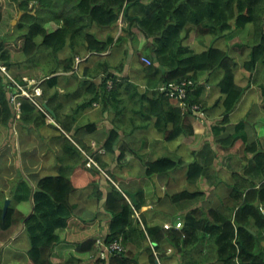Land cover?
Masks as SVG:
<instances>
[{
  "label": "trees",
  "instance_id": "obj_1",
  "mask_svg": "<svg viewBox=\"0 0 264 264\" xmlns=\"http://www.w3.org/2000/svg\"><path fill=\"white\" fill-rule=\"evenodd\" d=\"M32 1L35 2V5L29 6ZM141 1L27 0L26 2L20 4L22 0H12V3L15 4V2H17L18 4V7L16 8L17 11L18 8L20 10H27L29 7H35L37 9V14L35 16L25 14L21 22L18 23L16 30L19 31L20 38L23 39V55L26 58L25 65L27 69L31 70L36 68L33 67L34 64H30V61L34 59L38 53L48 54V60L52 67L48 69L47 75L41 82L43 95L39 98H36V100L41 105L43 103H47L49 108L54 111V115L48 114L50 118L55 120L58 126L61 127L59 129L57 126H54V128H56L63 137L61 154L57 156V164L59 165L58 173L49 175L38 181V187L34 192L35 211L33 215L25 222L26 232L29 235L31 242V249L29 251L30 260L27 264H58L55 261L56 258H60L61 260L71 259L74 261V264H122L121 262H125L124 264H138L137 254L140 250L145 248L146 245L150 248L153 254L152 264H156V254L158 259L161 258L160 260L163 261V259H165V253L168 252L169 248L173 249V254L171 256L172 258L176 260V258L180 257V262L178 264H194V262H199L197 254H195L196 250L203 252L204 248L200 250V246L205 244H208L210 247L214 248V257L218 261V264H235V262L236 264H264V254L262 257V252L264 253V242L261 240L264 233V213L261 210V206L264 208V135L258 139L260 142L256 141L253 143H248L239 135L240 129L243 128H241V126H237V134L235 135L238 136V138H236L234 135L235 137L230 136L227 138V140L225 139L226 142L229 141L227 144H225L224 140L220 142L224 148L229 149L234 148L235 146H240L242 144V139L245 149L244 154L248 160V163L247 165H244L246 167H243L242 164V167L239 171H234L232 176L234 181H232L231 184V199L226 201L225 206L223 205L219 209L210 208L207 211L202 210V207L192 209L191 212L186 214L182 229H176L175 227L166 229L165 223L162 224L159 222L155 223L156 225L158 224V227L154 223L149 224L147 221H145V219H142V214L140 212L142 208L146 206L147 200L156 196L155 184L154 181H152L153 176L159 173L169 174L171 171H174L178 167L182 166L184 162L183 160H176L171 157H162V159L159 158L154 161H144L139 153V151L143 149L141 146L136 148L133 143L121 140V134L119 133L117 126L114 127L112 131L110 130L107 134L106 142L102 144V147L106 150L107 154L114 157L113 159L119 163L122 168L129 166L134 161V159L141 158V160H143V168L145 169L147 183L145 188L143 187L130 190L136 196V202H134L130 196L125 194L126 188L123 184H121L123 189L121 185L116 186L114 184L115 182L117 183V179H114L116 176L114 174L113 176L112 173L107 172L109 174L108 175L105 172L107 164L102 161V155H94L91 147H88L87 144L78 138V134L81 130L85 129L88 133H91L98 128L97 123L95 122H89L82 126L79 125L76 120V116L83 110L87 109L88 106H91L94 102L102 103L103 112L108 110H111L110 112H112V110H116V114L123 113V111H121L120 108L116 106L118 103H124L123 93L121 94L122 89H136V94L140 95L142 104L147 102L148 108H151V114L154 116L156 115L157 117H164L165 115L162 111L164 110L165 105L170 101H174V99L166 96L159 90H154L148 94H145V91H149V88L156 87V85L153 84L152 86H149L151 83L149 84L148 82L146 90L144 89L145 91H141L140 86H136L135 83H133V85L131 81H128V79H122L118 77L117 74H113L107 70V68L110 69V65L107 61L99 62L94 71L87 70L84 72V74L91 79L80 80L74 67L76 58L78 56L85 57L90 53H97L99 56H101L102 54L108 52L114 43V37L112 36L110 37L111 39L109 38L110 41L113 40L111 42L109 41L110 43L108 42L109 39L107 41L98 40L96 35L94 33L92 34V32L89 30L91 24L95 23L100 27L117 28L120 26V20L123 17V28L121 27L122 34L120 35L121 37H119L120 40H118L119 38L117 39L118 45L123 44V42H127L128 39H132V41H134L135 38H137L136 33H134V29L137 28L146 39V45L143 47V52L148 58L150 57L149 59L152 61V64L145 66V68L151 75H154L155 73L160 75V79L158 80L159 85L168 83L177 84V82L180 84L183 82V80H193L196 84L195 89L197 86L201 88L196 90L193 87L189 88L188 94L190 96L189 98H186V102L187 104L189 103L190 106L191 103H194L192 105L197 103L198 105H202L201 107L203 110L205 109L203 101L200 100L201 94L203 93V88L199 86V84L201 81L206 83L209 81L210 84L213 80L214 74L216 72H221L222 77L218 82V86L225 95L223 101L225 114L221 124L224 126L230 123V114L236 109V106L242 98L241 96L244 95L247 88L237 84L236 82H233L236 81L234 72H236L235 69L238 68L239 63L236 61L237 59L235 57L232 55L230 56L229 52L216 47V41L222 39L226 35L231 36L234 30L245 31L247 29L246 27L251 25L252 27H250V32L253 33L254 38L250 41V43L246 44L244 42L245 44L241 45L235 42L233 45L237 47L241 45V47H239L241 49L242 47H250L249 54L252 53L253 55L251 56L254 57V59L248 55V59L243 63V68H246L248 71L250 70L251 73L254 70H257L254 76L249 78L250 82H253L254 79H251L253 77L257 78V72H261L262 68H264V0H160V3L157 6L148 8L145 13L142 14L141 12L137 15V13H135V7L140 5ZM66 5H69L68 11L65 10ZM5 10V0H0V27L4 21V17L7 19V16L4 14ZM9 14L12 15L11 12H9ZM16 14L17 13L15 12V15ZM51 21L58 23L60 28L54 32H48L44 24ZM89 22L91 23L89 24ZM76 23L80 24L79 27H77L78 24L76 25ZM10 24H12V21H10ZM189 27L192 29L199 28V34L203 33L201 34L202 36L210 34L209 36H211L212 41L208 49L201 53H195L189 46L185 45L186 40L190 38L193 31ZM80 32H83V35L80 34ZM76 40L78 41V44ZM74 44L76 46H74ZM133 47L135 46L133 45ZM87 48L89 50H87ZM65 50H70L72 52L69 53L67 57L68 59L65 58L64 60H61L59 55ZM15 58L16 56L14 55L11 46L8 45L5 38L0 36V148L10 143V140L14 138L15 122L20 124L21 128H29L27 126H30L31 128H29V130L39 129L50 124L49 117H47V115L44 114L33 101L23 97L20 99L22 103L20 111L21 118L17 120L14 108L10 102V93L12 92L14 85L9 81L7 74L2 71V68H5L7 72H11L12 68L16 65L20 67L19 70H22L23 67L21 66V63H19V61H15ZM100 63L101 65H99ZM247 65L249 67H247ZM232 66H234V68H232ZM250 67L252 69H250ZM122 69L123 64L118 67V70ZM99 70L100 72H98ZM103 70L109 73H106ZM67 73H71L72 77L78 81L79 88L74 92L70 91L68 93L62 94V81L65 79L64 76ZM101 74L103 75L101 76ZM99 75L101 77V83L97 84L93 81V78L97 79ZM22 78L23 77L21 75L17 77L21 83L24 82ZM108 79L112 80L113 82L115 81L110 91L108 90ZM150 81H152V79H150ZM121 82L124 83L122 84ZM67 83L69 84V80H67ZM117 86H119V90L115 88ZM81 89H85V91L90 95L89 99H85L86 102L82 105H78V107L73 112H66L65 110L67 103L72 98L85 96V94L77 92ZM190 89H194L196 94H194ZM231 89L233 91H231ZM234 91H240L241 93L238 92L239 94H235ZM231 92L233 94H230ZM232 95H235V98ZM192 96L195 98V100ZM257 97L259 99L261 108L264 109V83L257 87ZM228 98H234L232 99L233 102L232 100L230 102ZM235 99L237 100L235 101ZM149 102H151L152 105H149ZM227 103H229V105ZM230 104H232L233 108L230 106ZM226 105L230 106L231 108ZM160 106H162V110H157V108ZM110 107H112V109H110ZM169 108L171 109L170 115L173 117L174 126L171 129L169 128V123L165 116V121L167 124L164 129V133L168 134V140H175L181 135L187 134V131H192V129H188L185 123L186 115L182 113L181 109L176 107ZM63 131L65 133H63ZM193 134L194 132L192 135ZM199 136L200 135H197L196 142L192 147L195 156H197V159L195 158L197 162L194 161V163L189 164L188 170L189 179L195 184L201 180L204 182V177L206 176L204 172L206 171L205 167L202 166L198 161V154L202 146L201 143L204 140L203 135L200 138ZM231 137L233 138L229 139ZM232 140L234 142L229 145ZM236 143L237 145H235ZM83 152H85L87 155H85ZM88 156L92 157L96 161L97 165L94 163L89 164L90 160ZM253 156L254 160L252 159ZM228 159L230 158H226V160ZM240 163H242V161ZM242 168L245 170L244 175H241L240 173ZM106 176H109L114 180H109ZM102 178H105V180L109 182V187L111 188H109L105 198H103L104 194L99 184V181H101ZM235 184L236 186H234ZM207 185L204 182V185H200L198 191H184L175 194L172 197L170 196V200L173 203L180 202V200L185 201L187 199H195L199 201L202 196H205L210 191V187ZM23 186H25L27 192H32L27 183ZM88 187L95 188L94 196L99 202L102 200V198L105 199L104 209L111 220L107 237H105L106 242L111 244L118 239V242L121 243L124 249L121 253L110 255L112 259L109 257V261L103 259V262H101V258L92 262L88 261L91 259L92 255L95 256L97 252L96 239H94V236L100 229L102 221H99L98 218L85 220L83 218L76 217L74 213L76 207L70 202V197L74 192ZM199 191L200 193H198ZM24 199L25 197H19V200ZM3 200L0 196V228L7 230L12 225L14 207H9L7 214L3 219V209L6 201L4 200L3 203ZM229 210L232 213H228ZM137 213L140 214L139 217L137 216ZM133 227H135L134 229L136 230H134ZM146 227L151 228V230H148ZM184 227L186 228L184 229ZM250 229H252L253 232H251ZM151 231H153L154 234L150 233ZM197 232H200L199 234H201V236ZM259 232H261L262 235ZM206 234H208V237ZM204 235L205 237H203ZM215 235H218V237H215L217 240L214 238ZM259 237L261 239H258ZM200 238L201 241L199 240ZM235 240L239 241H236L235 244ZM255 240L256 243H254ZM240 244L243 245L241 246ZM154 245H157L155 249ZM236 245L239 246V252ZM134 249H137V251H134ZM159 249L162 250L160 251ZM254 249L257 251L253 252ZM249 250L250 253L247 252ZM1 252L2 247L0 245V263L2 260ZM90 253H92V255ZM128 257L130 259L127 260ZM116 258L121 259V262H119L118 259L116 260Z\"/></svg>",
  "mask_w": 264,
  "mask_h": 264
},
{
  "label": "crops",
  "instance_id": "obj_2",
  "mask_svg": "<svg viewBox=\"0 0 264 264\" xmlns=\"http://www.w3.org/2000/svg\"><path fill=\"white\" fill-rule=\"evenodd\" d=\"M10 1H11V3H7L5 1V4L7 7L10 4H12V0H9L8 2H10ZM159 3H160V0H142L141 4L135 7L136 8L135 13H137V15H138L142 12V14H143L148 10V8H151V7L153 8V7L157 6ZM65 10L66 11L69 10V5L65 6ZM19 15H20V11L18 10V13L15 16V17H17V20H16L17 23H20L22 20L21 18L20 19L18 18ZM13 20H15V19H13ZM13 20H12V24L14 22ZM62 24H63V22H62ZM54 25H55V27H54ZM93 25H95L97 28L95 30V32L92 31V28H91ZM121 26H123V17L120 20V29H121ZM16 27H15V29H16ZM91 27L89 30L94 34L96 33L95 35H96V37H98V39H101V41H107L109 39L108 36H112V37H114V43L111 46L112 48H110L107 53H104L101 56H94L90 60L91 63H89V66H88V64L85 65L82 74L81 73L79 74L80 80L91 79L90 77L85 78L87 76L84 74V72L89 70V69L91 71H94V69H96L97 64L99 62L107 60V62L109 63V61H110V64H111V65L109 64L110 65L109 71L117 74V76L120 78H122L124 76L126 79H128V81H131L132 83L139 85L141 91L146 90V86L148 85V82L153 83V84L156 82V84H155L156 87L149 88L150 90L145 91V94H148V93H150L156 89L158 90V86L161 85V84L159 85V83H158V80L160 79L159 78L160 75L157 73H155L154 75H151L145 68V66H147V64H145L141 61L142 56H147L146 54L143 53V48H142L146 45V42H144L146 39H145L144 35L137 28L134 29V33H136L137 38L134 41L128 39V41L126 43H123L119 46L117 44V39L122 34V29L120 30V29H118V27L117 28L100 27L95 23L92 24ZM45 28L48 32H54L55 30L60 28V26L58 25V23L51 21V22H48L45 24ZM113 30H118V34H115L113 32ZM247 30L250 32L249 26H247V29L245 31L234 30L233 34L231 36L227 35L223 39H220L218 42L220 47H221L220 49L223 48V50L228 51V50H230V48H232V44L239 41V40H242V41L241 42L239 41L237 43H240L242 45L245 44L244 41H246L247 43H250V41L254 37H253V33L251 34V32L249 33ZM106 34H108V35H106ZM196 34L199 38L198 39L199 44H197L198 42L196 41L195 45H191L189 43V41L191 40V37L195 38ZM243 34H245V35L247 34L249 36V38H245V36H244V38H241V36ZM229 37H232L234 39L231 41L232 42L231 45L226 44V40ZM115 38H116V40H115ZM210 39H211V37L209 35H206V36L200 35L198 28H195L193 30V32L191 33L190 38L188 40H186L185 45L189 46L194 52L196 51L195 53H201L204 50L209 48L208 46H210V43L212 41ZM187 41H188V43H187ZM138 43H139V45H138ZM142 44H143V46H141ZM133 45L135 47H133ZM226 45L228 46V48L225 49L224 47ZM196 46L199 47V49H196ZM215 46L219 48V46H217L216 43H215ZM235 47H237V46H235ZM126 48H128V49H126ZM237 48H239V47H237ZM249 48L250 47H245V48L242 47V49H241L242 52L240 50H235L236 52L243 53V55H236L235 53L230 52L233 57L237 58V61L239 63V66L236 70L237 72H235V77H236L235 82H237V84H239L243 87L247 86L246 87L247 90L244 93V95L242 96L238 105L236 106L237 108L230 114V123L226 126L221 125L223 122V119H224V112H225L224 111V105H223L225 95H223L221 88L218 86L219 85L218 82L220 81V79L222 77L221 72H216L217 74L216 73L214 74L215 77L213 76V80H212L213 83L211 82L209 84V83H206L204 81H201L202 84L201 83L199 84L203 88V93L201 94V100L202 101L204 100L203 103L206 106L205 109L203 110V112L200 113V111L193 110L191 107V106H193L192 103H191V106L189 104H187L186 107H183L180 103H178L177 101L174 100V101H170V103L165 105L164 110L162 112L166 116V119L169 123L168 125H169L170 129L173 128L174 121H173L172 115H170L171 109L169 107H176V108L181 109L182 113L184 115H186V122L185 123H186L188 129H191V128L193 129L192 131H187V134H183L180 137H178L177 139L172 140V141L171 140L169 141L167 138L168 134L164 133V129L166 127V122H164L165 116L164 117H157L156 115L155 116L152 115L150 109L149 108H148L149 110L147 109L148 105L146 103L142 104L140 95L138 96V94H136V92H137L136 89H132V90H126V89L123 90L122 89L121 90V93H123L122 91H124V93H123L124 103H118L116 106L118 108H120L121 111H123L122 114H116V110H112V112H110L109 110L106 112H103L102 103L101 102H94L91 106H88L87 109L83 110L82 112H80L76 116V120H77V123L79 125H86L87 123H89L91 121L97 123L98 128L95 131L88 133L85 129H83L78 134V138L81 141H83L85 144H87L88 147H91V149L94 152V155H96V154L102 155L104 153L102 155V157H103L102 161H104V163L107 164L106 172L112 173V175L115 172L114 175L117 177L118 180H117V183L115 182L114 184L116 186L123 184L124 187L126 188V191L127 190L130 191V190H133L136 188H143V187L145 188V186H146L147 178L145 176V169L143 168V160H141V158H144V161L153 160V159H155L154 156L157 155L156 152L160 151V150L161 151H167V153L170 154V155H166L167 153L165 152L166 154L163 155L162 157H170L171 155H172L171 158H173V159H175L174 157L176 155H177L176 158H178V159H180L182 157L181 160H183L184 162H183L182 166L178 167V169L171 171L168 175L167 174H156V176H153V181H155L154 184H155L156 193H157L155 196V201H154V203H152L154 199L152 200V202H151V200H147L146 206H144L140 212L141 214L143 213L142 214L143 218L149 224H153L156 222L163 224V222H164L165 224L171 223L170 225L175 226V224L178 221H182V223H184V218H185L186 214L189 213L192 209L199 208V207H202L201 209L204 211H207L210 208H218L219 209L220 207H222L226 203V201H229L231 199L230 198L231 197L230 196V194H231V186L230 185L232 184V181H233L232 176H233L234 171L225 168V166L222 165L223 164L222 161H223V159L225 160L226 158H230L231 160L235 159L236 161H238V163H240V161H242L243 165H247L248 160L246 159V156H244L245 154H244V146H243L244 142H243V140H241L242 144L240 146H237L235 148H229V149L224 148L220 144V142L227 139L230 136H234L235 134H237V129H236L237 126H241V128H243V129H240L239 135L241 133L243 134L245 132L244 136H242V134L240 136H241V138L245 139L248 143L256 142V141H258L257 137L259 139L260 137H262L264 135V133H263L264 132L263 131L264 130V109L261 108V106L259 104V99L257 97L258 84H260L261 82L264 83V76H263L264 74H261V73H264V72H262V71H264V69L262 68L261 72L259 73L260 75L258 74V76L262 79H260L257 76L258 78L257 79L255 78V82L253 81L254 84L252 82H250L249 75L250 74H251V76L254 75L256 73V70L253 71L254 73L253 72L251 73L250 71H247L245 68H243V63L245 62V60L248 59V55L250 52ZM141 50H142V52H141ZM68 51L70 53V50H68ZM134 53H136L138 57L136 56V54L133 55ZM247 53H248V55H247ZM68 55L65 58H67ZM117 55H118L119 61L121 63L119 62L117 65L114 66V64L111 62V59H115L114 56H117ZM123 55H124V58H123ZM136 57H137V59H136ZM59 58L65 59L61 54L59 55ZM100 59H102V60H100ZM131 59H132V61H131ZM121 64L124 65L123 66L124 69L118 70V67ZM123 70H124V72H123ZM122 72L124 75L122 74ZM67 74L68 75L65 74V76H64L65 79L62 81V88H61L62 94L68 93L70 91L74 92L79 88L78 81L75 78H73L72 75H69L71 73H67ZM102 75L103 74H101V76ZM70 77H72V78H70ZM98 77H97V79L93 78V81L97 84H100L101 82H97V80L101 79V77H100V75ZM151 77H154V78H151ZM33 79H35V78H33ZM73 79L77 82L74 83ZM150 79H152V82L150 81ZM67 80H69V84L67 83ZM260 80H263V81H260ZM250 85H252V86H250ZM198 88H200V87L197 86L196 89H198ZM195 90H193L194 94H196ZM77 92L83 93V94H85V96H82V97L78 96L76 98H72L67 103V107L65 110L66 112H73L78 107V105L84 104L86 102L85 99H89V97H90V95L85 91V89H81L80 91H77ZM130 92H132V93H130ZM203 98H206V99H203ZM216 98H217V100H216ZM206 100H208V101H206ZM134 102L135 103L139 102V103L135 104V105L139 104V105H137L138 108L136 107L138 109L137 111H136V109L134 110L132 107L134 105ZM143 106H145V108ZM212 107H214V108L212 109ZM250 107H252V108H250ZM110 109H112V107H110ZM159 109L162 110V106L157 108V110H159ZM256 109L259 111H257ZM252 110H254V111H252ZM191 111H192V113H191ZM253 112L255 114L257 112V114H256L257 116ZM146 113H148V115H146ZM250 115H251V117H250ZM134 117H135V119H134ZM141 117H143V118H141ZM155 117H156V119H155ZM254 117L256 118V120H254L255 119ZM257 117H259V118H257ZM142 121H143V123H142ZM242 121L244 122L243 123L244 125L242 124ZM217 122H220L221 124H219ZM49 123H50L49 126H53V127L57 126L59 129L61 128L60 126H58L57 123L53 124L54 122H52V121H49ZM147 123H149V124H147ZM116 126L118 127V129H119L118 131L121 134V140L133 143L136 148H138L140 146L143 148L141 151H139V153L142 157L140 159H137V162L133 164V166H134L135 164H137L139 162L138 163L139 167L136 169L131 167V165L125 166L122 168V166H120V164L117 163L112 157H109L110 155L107 154L106 150L102 147V144H104L106 142L108 132ZM213 126H214V128H213ZM141 127H142V129H141ZM215 127H216V129H215ZM109 128H111V129H109ZM139 128H140V130H139ZM148 128H150V129H148ZM136 129H137V131H136ZM193 132H194V134L192 135ZM41 133H42L41 129H39L38 130L39 135L36 137L33 135L32 136H30V135H24L23 136L22 153L19 156L12 149V146L10 143H8L5 146L0 148V150H1L0 151V196H1L2 200L4 198V200L10 199L11 202L13 201L12 207H14V214H13L11 227L7 230L0 229V241H1L0 245L2 247V260H1L0 264H2V262H3V257H4L5 253H7L6 254L7 260L8 259L9 260L16 259V258H10L11 256L17 257L16 260H19L22 263L24 262L23 264H27L28 261L30 260L28 258L29 257L28 254H29V251L31 249V242H30V248H27V246H28L27 240L26 239L23 240V237H24V235L27 234L25 222L33 215V213L35 211L34 192L36 191V189L38 187V181L40 179L47 177L49 175H53V174L58 173L59 165L57 164V156L61 154V145H62L63 137L61 136V133L56 128H53V131L48 132V134L47 133L41 134ZM63 133H65V132L63 131ZM197 135H203L204 136L202 146H205L204 147L205 149L201 146L202 151L200 150V152H199L200 154H198V158L200 157V160H198V161L200 164L203 162V164H201L202 166L206 165L205 166L206 171H204V172H205L207 178L204 177V182L206 185L207 184H208V186L210 185L209 187H210V190L212 189L211 190L212 192L209 191L208 194H206L205 196H202L201 199L197 203L193 204L192 207H190L191 206L190 203L194 202V199H189V201L185 200V201L176 202V204L175 203L173 204V202H172V204H171V200H169L170 199L169 197L171 196V194L173 196L175 194L187 191L188 188L189 189L191 188L188 191H194V190L197 191L198 187L200 188V185H204V182L202 180L197 182L196 184H194V183L192 184L190 179H189V172L184 173V170L185 171L189 170V164L194 163V161L197 162V160L194 159L197 156H195L193 149H191L192 146L194 145V143L196 142ZM126 138H127V140H126ZM149 140H150V142H149ZM72 141H74V140H72ZM167 141L169 143H167ZM205 141H206V143H205ZM19 142H20V137H19ZM170 142L173 144H171ZM191 143H193V145H190ZM145 144H146V146H145ZM212 145H213V147H212ZM209 146H210V148H209ZM148 148H149V150H148ZM146 152H147V155H146ZM83 153L85 155H87L85 152H83ZM217 153H220V154H217ZM173 154H175V155H173ZM143 155H145V156H143ZM203 155H205V156H203ZM162 157H159V158H162ZM88 158L90 160L89 164L94 163L95 165H97V163L95 162V160L92 157L88 156ZM110 158H112V159H110ZM178 159H176V160H178ZM203 159H205V160H203ZM238 159H240V160H238ZM89 164H88V166H89ZM185 166H187V167L185 168ZM22 168L26 172L25 180L21 179L17 175L19 173V170ZM108 168H110V169H108ZM124 168H125V172H124ZM176 170H177V172H176ZM133 172H134V174H133ZM241 172H240L241 174H243V175L245 174V170H243V168H242ZM214 174H215V177H214ZM222 174H224L225 176L222 177ZM165 175H167L168 177ZM106 177H108L109 180L113 179V178H110L109 176H106ZM126 177H128V178H126ZM217 178H218V180H217ZM158 179L160 180V182ZM16 180H18V181H16ZM210 181H211V183H209ZM228 181H230V182H228ZM26 183L32 192H27L25 186H23ZM225 183H227V185H225ZM107 184H108V182L105 180V178H102V180L100 182V186H101L103 194H104L103 198L106 197L107 192L109 190V184L108 185ZM212 184H215V185H212ZM224 190H226V191H225L224 197L222 199L221 195L223 194ZM174 191H177V192H174ZM94 192H95L94 187L79 189L71 195L70 202L72 203V205H75V207H76V209L74 211L76 217H80V218H83L85 220H92V219L98 218L100 221H102V225H101L100 229L97 231V233L95 234L94 239L102 238V239L106 240L105 237L108 234L107 230L109 229V225H110V221H109L110 217L104 209L103 204H105V199L102 198V200L100 202L98 200H96L97 198L94 199V197H95ZM20 196L25 197V199L19 200ZM159 197H160V199H159ZM220 198H221V200H220ZM4 200H3V203H4ZM162 200H164V202ZM14 201H15V203H14ZM165 201L167 203H165ZM24 202H30V204H31L32 210L28 216L22 210L16 208L17 204L24 203ZM161 202H162V204H161ZM165 204H166V207L164 209ZM167 206H169V207H167ZM179 206H181V207H179ZM9 207H11V206H9ZM156 207H158L159 209ZM171 210H172V212H171ZM261 210L264 213L263 206H261ZM180 212H182V213H180ZM95 213L96 214L98 213V214L96 215ZM137 216L139 217L140 214L137 213ZM144 216H146V217H144ZM151 221H152V223H151ZM104 226L106 229L104 228ZM105 231H107V232H105ZM250 231L253 232L252 229H250ZM28 237H29V235H28ZM207 237H208V234H207ZM29 240H30V238H29ZM13 243L16 244V249H15L16 252L9 253L10 250L7 248L9 247L10 244H13ZM235 244H236V240H235ZM201 246H200L201 250L204 247L203 252L196 251L197 258L199 259V262H194V264H218V261L214 257V253H215V251H213L214 248L209 247L208 244L201 245ZM156 247H157V245H154V249ZM96 248H97V252H96L95 256H93L91 254L92 257L88 261H90V260L95 261V260L99 259V257H100L99 253L100 252H98V251H100V250L98 249L97 246H96ZM134 251H137V249H134ZM150 251H151L150 248H148V246L146 245L145 248H143L142 250H140L138 252L137 259L139 260V264H141V263L142 264L152 263V259H151L152 257L151 256L153 254H152V251L151 252ZM172 251L173 250L171 248H169L168 252L165 253V259H163V261L159 260L157 257V254L155 253L156 254V261L158 260L159 263L161 261L162 263H160V264H178L180 262V257L176 258V260L174 258H172L171 257ZM211 252H212V254H211ZM148 253H149V255H148ZM16 254H17V256H16ZM172 254H173V252H172ZM20 256H21V259L19 258ZM148 256H149V258H148ZM149 259H151V260H149ZM106 260L109 261L108 256L106 257ZM55 261L58 264H74V261L71 259L70 260H67V259L61 260L60 258H56Z\"/></svg>",
  "mask_w": 264,
  "mask_h": 264
},
{
  "label": "rangeland",
  "instance_id": "obj_3",
  "mask_svg": "<svg viewBox=\"0 0 264 264\" xmlns=\"http://www.w3.org/2000/svg\"><path fill=\"white\" fill-rule=\"evenodd\" d=\"M7 3H11V1L10 2H8L9 0H5ZM33 5H35V2H31L30 3V5L29 6H33ZM7 7V6H6ZM18 7V4H17V2H15V4L14 3H12V4H10L7 8H6V10H5V12H4V14L7 16V19L4 17V21H3V23H2V25H1V27H0V36H2L3 38H5V40L7 41V43H8V45H10L11 46V49H12V51L14 52V55L16 56V58H15V61H19V63H21V66L23 67L22 68V70H19L20 69V67L18 66V65H16V66H14L13 68H12V70H11V72H8V74L12 77V78H14V79H16L17 80V77H19L20 75L22 76V77H27L28 79H32V78H35L38 82H41L42 80H43V78L47 75V71H48V69L50 68V67H52V65L50 64V62H49V57H48V54H42V53H38L37 55H36V57L34 58V59H32L31 61H30V64H34V66L33 67H36L35 69H31V70H29V69H27L26 68V65H25V60H26V58L24 57V55H23V39H21L20 38V36H19V31L18 30H16L15 29V27L17 26V22L16 23H13V24H10V21H12L13 19H15V20H13V21H16L17 20V17H15L16 15H15V12L16 13H18V11L16 10V8ZM9 12H11L12 13V15H10L9 14ZM8 16H10V17H8ZM12 16V17H11ZM23 17V16H22ZM48 27V26H47ZM54 27H55V25H54ZM122 27V26H121ZM249 27H252L251 25H249ZM93 30L92 31H94L95 32V30L97 29L96 28V26L95 25H93L92 27H91ZM118 29H120V26L118 27ZM113 32H114V30H113ZM13 33V34H12ZM115 34H118V30H115V32H114ZM247 33V32H246ZM244 36L246 37V38H249V36L246 34H243L242 36H241V38H244ZM248 36V37H247ZM199 38H198V36H197V34H196V37L194 38V37H191V40L189 41V43L191 44V45H194L195 43H196V41L199 43V40H198ZM211 40V39H210ZM233 40V38L232 37H229V38H227V40H226V44L227 45H231V41ZM194 41V42H193ZM230 43H229V42ZM239 41H242V40H239ZM239 41H237V42H239ZM218 42H219V40H218ZM246 44H248L246 41H244ZM187 43H188V41H187ZM216 45L217 46H220L218 43H217V41H216ZM227 45H226V47L225 48H227ZM233 47H235V46H232V48ZM141 48V47H140ZM139 48V49H140ZM143 48V47H142ZM232 48H230V50H228L227 52H229V54L231 55V53L233 52V51H235V50H240L241 52H242V50H241V48H236L235 47V49H232ZM196 49H199V47H197L196 46ZM232 51V52H231ZM114 52V51H113ZM231 52V53H230ZM241 52H238V54H237V52L235 51V52H233V53H235V54H237V55H243V53L241 54ZM64 54H66V55H64ZM69 54V51L68 50H65L64 52H62L61 53V55L65 58L67 55ZM114 58L115 59H112L111 60V62L114 64V66L115 65H117L120 61H119V58H118V55L117 56H114ZM91 60V59H90ZM90 60H88V61H83L80 65H78L77 66V68L75 69L76 70V74L79 76V74H80V72L82 73L83 72V69H84V67L85 66H82V65H86L87 63H91V61ZM90 61V62H89ZM28 62V61H27ZM53 63V62H52ZM53 64H55V63H53ZM109 64H110V62H109ZM111 65V64H110ZM81 69V70H80ZM29 70V71H28ZM113 73V72H112ZM61 74V73H60ZM69 75H72V74H69ZM14 76V77H13ZM23 80H24V78H22ZM73 81H74V83H76L77 81H75L74 79H73ZM101 82V79H98L97 80V82ZM18 82V81H17ZM27 86H28V84H27ZM29 90H30V92H32V93H35V91H34V86H28L27 87ZM194 110V109H193ZM18 126V127H17ZM20 126V124H16L15 125V131H16V134L14 135V138L13 139H11L10 140V144H11V146H12V149L16 152V154L19 156L21 153H22V144H23V136L24 135H30V136H38L39 134H38V130L39 129H41V134H44V133H47L48 134V132H51V131H53V126H49V125H45V126H43V127H41V128H39V129H31V130H29V128H31L30 126H27V127H29V128H24V130H23V128H21V127H19ZM19 128V129H18ZM34 128V127H33ZM36 128V127H35ZM20 130V131H19ZM24 131V132H23ZM19 137H20V142H19ZM18 141V142H17ZM167 153V151H157L156 152V157L157 158H159V156H163V155H165L166 153ZM155 157V156H154ZM156 157H155V159H153V161L154 160H157L156 159ZM181 159V158H180ZM137 162V160H134L130 165H131V167H133V168H138L139 166V164H135L134 166H133V164L134 163H136ZM139 163V162H138ZM234 163H235V165H234ZM93 164V163H92ZM231 164H232V166H231ZM129 165V166H130ZM241 166L242 167V164L240 165L239 163H238V161H236L235 159H233V160H231V159H228V160H224L223 159V166H225V168H227V169H232L233 171L235 170V171H239L240 170V168L241 167H239V166ZM135 166H137V167H135ZM235 166V167H234ZM130 171V170H129ZM21 179H23V180H25V176H26V172H25V170L22 168V169H20L19 170V173L17 174ZM222 176L224 177L225 175L224 174H222ZM16 181H18V180H16ZM225 191L226 190H224L223 191V194L221 195V198L223 199V197H224V193H225ZM212 192V191H211ZM210 192V193H211ZM221 198H220V200H221ZM149 200H153V198H149ZM154 201H155V197H154V200H153V202L152 203H154ZM198 201L197 200H194V202H191L190 204H195V203H197ZM14 203H15V201H14ZM188 203V202H187ZM13 205V201L10 203V205L9 206H12ZM2 206H3V204H2ZM16 208H18V209H20V210H22L25 214H27V216L31 213V210H32V208H31V204H30V202H24V203H20V204H17L16 205ZM21 224V223H20ZM23 239H26L27 240V243H29L28 244V248H30V241L28 240L29 238H28V235L26 234V235H24V237H23ZM261 240H263L264 241V233H263V238L261 239ZM7 249H9L10 250V252L9 253H13V252H16V244L15 243H13V244H10L9 245V247L7 248ZM6 249V250H7ZM6 254L7 253H5L4 255V259H3V262H2V264H7L8 262H10V264H20L21 263V261H19V260H16L17 259V257H10V258H16V259H14V260H5V258H6ZM17 255V254H16ZM16 260V261H15ZM6 261V262H5ZM15 261V263H13ZM18 262V263H17ZM9 264V263H8ZM22 264V263H21ZM138 264H139V260H138Z\"/></svg>",
  "mask_w": 264,
  "mask_h": 264
},
{
  "label": "bare ground",
  "instance_id": "obj_4",
  "mask_svg": "<svg viewBox=\"0 0 264 264\" xmlns=\"http://www.w3.org/2000/svg\"><path fill=\"white\" fill-rule=\"evenodd\" d=\"M140 1H141V0H140ZM134 2H136V1H134ZM151 2H152V1H151ZM131 3H133V2H131ZM139 3H140V2H139ZM148 3H149V2H148ZM104 5H105V4H104ZM128 5H129V4H128ZM97 6H98V5H97ZM101 6H103V5H101ZM126 6H127V5H126ZM93 7H94V6H93ZM104 7H105V6H104ZM104 7H103V8H104ZM94 8H95V7H94ZM90 9H91V8H90ZM90 9H89V11L91 12ZM130 13H131V12H130ZM123 14H124V12H123ZM90 16H91V15H90ZM135 17H136V16H135ZM83 18H84V17H83ZM129 18H130V17H129ZM132 18H133V16H132ZM132 18H130V19H132ZM88 19H89V17H88ZM91 19H92V17H91ZM133 19H134V18H133ZM82 20H83V19H82ZM119 20H120V19H119ZM261 20H262V19H261ZM87 21H88V20H87ZM91 21H92V20H91ZM97 21H98V20H97ZM97 21H96V22H97ZM114 21H115V20H114ZM115 22H116V21H115ZM235 22H236V21H235ZM235 22H234V23H235ZM263 22H264V21H263ZM79 23H80V22H79ZM83 23H84V22H83ZM90 23H91V22H89V24H90ZM101 23H102V22H101ZM133 23H134V22H133ZM230 23H231V22H230ZM259 23H260V22H259ZM77 24H78V23H76V25H77ZM86 24H87V23H86ZM89 24H88V25H89ZM171 24H172V22H171ZM191 24H192V23H191ZM191 24H190V25H191ZM231 24H232V23H231ZM247 24H248V23H247ZM260 24H261V23H260ZM44 25H45V24H44ZM76 25H75V26H76ZM79 25H80V24H78L77 27H79ZM81 25H82V24H81ZM91 25H92V24H91ZM100 25H102V24H100ZM107 25H108V24H107ZM129 25H130V24H129ZM232 25H233V24H232ZM257 25H258V24H257ZM102 26H103V25H102ZM193 26H194V25H193ZM83 27H84V26H83ZM85 27H86V26H85ZM87 27H88V26H87ZM163 27H164V26H163ZM234 27H235V26H234ZM122 28H123V27H122ZM122 28H121V29H122ZM128 28H129V27H128ZM141 28H142V27H141ZM189 28L192 29L191 27H189ZM237 28H240V27H237ZM246 28H247V27H246ZM255 28H256V27H255ZM75 29H76V28H75ZM84 29H85V28H84ZM89 29H90V28H89ZM101 29H102V28H101ZM121 29H120V30H121ZM164 29H165V28H164ZM185 29H186V27H185ZM198 29H199V28H198ZM248 29H249V28H248ZM92 30H93V29H92ZM107 30H108V29H107ZM126 30H127V29H126ZM160 30H161V29H160ZM192 30H194V29H192ZM260 30H261V29H260ZM81 31H82V30H81ZM128 31H129V30H128ZM247 31H248V30H247ZM253 31H254V30H253ZM255 31H256V30H255ZM77 32H78V31H77ZM77 32H76V33H77ZM99 32H100V31H99ZM114 32H115V30H114ZM129 32H130V31H129ZM160 32H162V31H160ZM160 32H159V33H160ZM192 32H193V31H192ZM248 32H249V31H248ZM256 32H257V31H256ZM82 33H83V32H82ZM82 33L80 32V34H82ZM112 33H113V32H112ZM125 33H126V32H125ZM249 33H250V32H249ZM259 33H260V31H259ZM261 33H262V32H261ZM87 34H88V33H87ZM92 34H93V33H92ZM95 34H96V33H95ZM127 34H130V33H127ZM132 34H133V33H132ZM201 34H203V33H201ZM201 34H200V35H201ZM229 34H230V33H229ZM247 34H248V33H247ZM251 34H252V32H251ZM82 35H83V34H82ZM84 35H85V34H84ZM106 35H108V34H106ZM148 35H149V34H148ZM155 35H156V34H155ZM179 35H180V34H179ZM206 35H207V34H206ZM208 35H210V34H208ZM72 36H73V34H72ZM74 36H75V35H74ZM134 36H135V35H134ZM150 36H151V35H150ZM187 36H188V35H187ZM187 36H186V38H187ZM226 36H227V35H226ZM250 36H251V35H250ZM253 36H254V35H253ZM110 37H111V36H108V38H110ZM119 37H121V36H119ZM129 37H130V36H129ZM152 37H153V36H152ZM210 37H211V36H210ZM221 37H222V36H221ZM247 37H248V36H247ZM251 37H252V36H251ZM73 38H74V37H73ZM96 38H98V37H96ZM103 38H104V37H103ZM125 38H126V37H125ZM158 38H159V37H158ZM186 38H185V39H186ZM208 38H209V37H208ZM223 38H224V37H223ZM223 38H222V39H223ZM236 38H237V37H236ZM245 38H246V37H245ZM257 38H258V37H257ZM70 39H71V38H70ZM83 39H84V37H83ZM110 39H111V38H110ZM110 39L108 40V42L110 41ZM123 39H124V38H123ZM135 39H136V38H135ZM183 39H184V37H183ZM183 39H182V40H183ZM217 39H218V38H217ZM80 40H81V39H80ZM98 40L101 41V39H98ZM115 40H116V38H115ZM118 40H120V38H119ZM118 40H117V41H118ZM130 40H132V39H130ZM137 40H138V39H137ZM233 40H234V39H233ZM71 41H72V40H71ZM71 41H70V42H71ZM76 41H77V40H76ZM111 41H113V40H111ZM111 41H110V42H111ZM123 41H124V40H123ZM209 41H210V40H209ZM221 41H222V40H221ZM224 41H225V40H224ZM254 41H255V40H254ZM258 41H259V40H258ZM72 42H73V41H72ZM110 42H109V43H110ZM144 42H146V40H145ZM193 42H194V41H193ZM228 42H229V41H228ZM240 42H241V41H240ZM248 42H249V41H248ZM256 42H257V41H256ZM256 42H255V43H256ZM260 42H261V41H260ZM109 43H108V44H109ZM123 43H124V42H123ZM125 43H126V42H125ZM190 43H191V42H190ZM207 43H208V42H207ZM217 43H218V40H217ZM229 43H230V42H229ZM77 44H78V41H77ZM127 44H128V43H127ZM197 44H199V43H197ZM218 44H219V43H218ZM220 44H221V43H220ZM238 44H240V43H238ZM80 45H81V44H80ZM120 45H121V44H120ZM120 45H119V46H120ZM138 45H139V43H138ZM194 45H195V44H194ZM200 45H201V44H200ZM208 45H209V44H208ZM241 45H242V44H241ZM241 45H240L239 47H241ZM65 46H66V45H65ZM70 46H71V44H70ZM74 46H76V45L74 44ZM109 46H110V45H109ZM136 46H137V45H136ZM141 46H143V44H142ZM202 46H203V45H202ZM232 46H235V45L232 44ZM248 46H249V45H248ZM259 46H260V45H259ZM259 46H258V47H259ZM84 47H85V46H84ZM125 47H126V46H125ZM193 47H194V46H193ZM208 47H209V46H208ZM225 47H226V46H225ZM225 47H224V48H225ZM254 47H255V46H254ZM68 48H69V47H68ZM74 48H75V47H74ZM111 48H112V47H111ZM188 48H189V47H188ZM219 48H221V47L219 46ZM227 48H228V46H227ZM80 49H81V47H80ZM126 49H128V48H126ZM136 49H137V48H136ZM222 49H223V48H222ZM225 49H226V48H225ZM233 49H235V47H233ZM251 49H253V48H251ZM62 50H64V49H62ZM76 50H77V49H76ZM87 50H89V49L87 48ZM78 51H79V50H78ZM200 51H201V50H200ZM70 52H72V51H70ZM134 52H135V51H134ZM141 52H142V50H141ZM195 52H196V51H195ZM231 52H232V51H231ZM233 52H235V51H233ZM127 53H128V52H127ZM143 53H144V52H143ZM100 54H101V53H100ZM135 54H136V53H134L133 55H135ZM144 54H145V53H144ZM144 54H143V55H144ZM193 54H194V53H193ZM193 54H192V55H193ZM225 54H226V53H225ZM237 54H238V52H237ZM237 54H236V55H237ZM241 54H242V53H241ZM64 55H66V54H64ZM81 55H82V53H81ZM233 55H234V54H233ZM247 55H248V53H247ZM249 55L251 56V55H253V54L250 53ZM73 56H74V55H73ZM104 56H105V55H104ZM130 56H131V55H130ZM136 56H137V54H136ZM150 56H151V55H150ZM230 56H231V55H230ZM102 57H103V56H102ZM109 57H110V56H109ZM126 57H127V56H126ZM128 57H129V56H128ZM137 57H138V56H137ZM137 57H136V59H137ZM240 57H241V56H240ZM251 57H252V56H251ZM104 58H105V57H104ZM111 58H112V57H111ZM123 58H124V55H123ZM149 58H150V57H149ZM228 58H229V56H228ZM252 58L254 59V57H252ZM67 59H68V58H67ZM67 59H66V60H67ZM108 59H109V58H108ZM231 59H234V58H231ZM236 59H237V58H236ZM238 59H239V58H238ZM242 59H243V58H242ZM61 60H64V59H61ZM74 60H75V58H74ZM98 60H99V59H98ZM100 60H102V59H100ZM111 60H112V59H111ZM121 60H122V59H121ZM123 60H124V59H123ZM106 61H107V60H106ZM131 61H132V59H131ZM154 61H155V60H154ZM222 61H223V60H222ZM222 61H221V62H222ZM236 61H237V60H236ZM245 61H246V60H245ZM251 61H252V60H251ZM256 61H257V60H256ZM109 62H110V61H109ZM129 62H130V61H129ZM234 62H235V61H234ZM242 62H243V61H242ZM260 62H262V61H260ZM260 62H259V63H260ZM263 62H264V61H263ZM105 63H106V62H105ZM120 63H121V62H120ZM131 63H132V62H131ZM131 63H130V64H131ZM216 63H217V62H216ZM216 63H215V64H216ZM87 64H88V66H89V63H87ZM95 64H96V63H95ZM213 64H214V63H213ZM219 64H221V63H219ZM234 64H235V63H234ZM237 64H238V63H237ZM99 65H101V63H100ZM102 65H103V64H102ZM137 65H138V64H137ZM137 65H136V66H137ZM231 65H233V64H231ZM248 65H249V64H248ZM248 65H247V67H249ZM253 65H254V64H253ZM82 66H85V65H82ZM107 66H108V65H107ZM123 66H124V65H123ZM214 66H215V65H214ZM218 66H219V65H218ZM220 66H221V65H220ZM255 66H256V65H255ZM98 67H99V66H98ZM126 67H127V66H126ZM142 67H143V66H142ZM226 67H227V66H226ZM253 67H254V66H253ZM101 68H102V67H101ZM103 68H104V67H103ZM140 68H141V67H140ZM197 68H198V67H197ZM232 68H234V66H232ZM258 68H259V67H258ZM91 69H92V68H91ZM123 69H124V68H123ZM125 69H126V68H125ZM195 69H196V68H195ZM203 69H204V67H203ZM219 69H220V68H219ZM230 69H231V68H230ZM245 69H246V68H245ZM250 69H252V68L250 67ZM263 69H264V68H263ZM80 70H81V69H80ZM89 70H90V69H89ZM94 70H95V69H94ZM97 70H98V69H97ZM107 70H109V69L107 68ZM197 70H198V69H197ZM200 70H201V69H200ZM209 70H210V69H209ZM211 70H212V69H211ZM231 70H232V69H231ZM235 70H237V69H235ZM73 71H74V70H73ZM103 71H105V70H103ZM198 71H199V70H198ZM247 71H248V70H247ZM249 71H250V70H249ZM256 71H257V70H256ZM258 71H259V69H258ZM88 72H89V71H88ZM98 72H100V70H99ZM105 72H106V71H105ZM105 72H104V74H105ZM110 72H111V71H110ZM114 72H115V71H114ZM123 72H124V70H123ZM123 72H122V74H123ZM236 72H237V71H236ZM259 72H260V71H259ZM259 72H257V74H259ZM262 72H264V71H262ZM80 73H81V72H80ZM106 73H109V72H106ZM192 73H193V72H192ZM213 73H214V72H213ZM231 73H232V72H231ZM231 73H230V74H231ZM234 73H235V72H234ZM253 73H254V72H253ZM81 74H82V73H81ZM113 74H114V73H113ZM119 74H120V73H119ZM126 74H127V73H126ZM211 74H212V73H211ZM216 74H217V73H216ZM232 74H233V73H232ZM242 74H243V73H242ZM261 74H264V73H261ZM66 75H68V74H66ZM87 75H89V74H87ZM123 75H124V74H123ZM234 75H235V74H234ZM259 75H260V74H259ZM119 76H120V75H119ZM223 76H224V75H223ZM231 76H232V75H231ZM252 76H254V75H252ZM261 76H262V75H261ZM263 76H264V75H263ZM81 77H82V76H81ZM87 77H88V76H87ZM111 77H112V76H111ZM123 77H124V76H123ZM123 77H122V79H123ZM214 77H215V75H214ZM249 77H251V74L249 75ZM258 77H259V76H258ZM258 77H257V78H258ZM85 78H86V77H85ZM108 78H109V76H108ZM117 78H118V77H117ZM124 78H125V77H124ZM127 78H128V77H127ZM132 78H133V77H132ZM135 78H136V77H135ZM151 78H154V77H151ZM206 78H207V77H206ZM255 78H256V77H255ZM255 78L253 77L251 80H253V79L255 80ZM257 78H256V79H257ZM259 78H260V77H259ZM137 79H138V78H137ZM222 79H223V78H222ZM260 79H262V78H260ZM108 80H109V79H108ZM142 80H143V79H142ZM202 80H203V79H202ZM231 80H232V77H231ZM254 80H253V81H254ZM258 80H259V79H258ZM125 81H126V80H125ZM139 81H140V80H139ZM183 81H184V80H183ZM200 81H201V80H200ZM244 81H245V80H244ZM260 81H263V80H260ZM260 81H259V82H260ZM99 82H100V81H99ZM114 82H115V81H114ZM114 82H113V83H114ZM135 82H136V81H135ZM151 82H152V81H151ZM222 82H223V81H222ZM233 82H235V81H233ZM246 82H247V81H246ZM117 83H118V82H117ZM121 83H122V82H121ZM123 83H124V82H123ZM123 83H122V84H123ZM178 83H179V82H177V84H178ZM208 83H209V81H208ZM236 83H237V82H236ZM238 83H239V82H238ZM252 83L254 84V82H252ZM107 84H108V83H107ZM107 84H106V85H107ZM132 84H133V83H132ZM144 84H145V83H144ZM149 84H150V83H149ZM151 84L153 85V83H151ZM154 84H156V82H155ZM201 84H202V83H201ZM221 84H223V83H221ZM245 84H246V83H245ZM248 84H249V83H248ZM260 84H262V82H261ZM260 84H258V86H259ZM106 85H105V86H106ZM113 85H114V84H113ZM133 85H134V84H133ZM136 85H137V84H136ZM141 85H142V84H141ZM152 85H149V86H152ZM203 85H204V84H203ZM231 85H232V84H231ZM242 85H243V84H242ZM246 85H247V84H246ZM105 86H104V88H105ZM138 86H139V85H138ZM195 86H196V84H195ZM199 86H200V85H199ZM250 86H252V85H250ZM118 87H119V86H117V87H115V88H117V89L119 90ZM130 87H131V86H130ZM208 87H209V86H208ZM212 87H213V86H212ZM246 87H247V86H246ZM246 87H245V88H246ZM106 88H107V87H106ZM123 88H124V86H123ZM136 88H137V87H136ZM144 88H145V87H144ZM193 88H194V87H193ZM216 88H217V87H216ZM117 89H116V90H117ZM194 89H195V88H194ZM229 89H230V88H229ZM137 90H138V89H137ZM156 90H157V89H156ZM190 90H191V89H190ZM106 91H107V90H106ZM109 91H110V90H109ZM112 91H113V90H112ZM114 91H115V90H114ZM207 91H208V90H207ZM217 91H218V90H217ZM231 91H233V90L231 89ZM241 91H242V89H241ZM122 92L124 93V91H122ZM188 92H189V91H188ZM218 92H219V91H218ZM234 92H235V94H237L238 92L241 93L240 91H238V92L234 91ZM110 93H111V92H110ZM130 93H132V92H130ZM239 93H238V94H239ZM119 94H120V93H119ZM121 94H122V93H121ZM230 94H233V93L231 92ZM162 95H164V94H162ZM218 95H219V94H218ZM223 95H224V94H223ZM135 96H136V95H135ZM138 96H139V95H138ZM158 96H161V95H158ZM185 96L189 98L190 95L187 93V94H185ZM232 96L234 97L235 95H232ZM239 96H241V95H239ZM124 97H125V96H124ZM192 97H193V96H192ZM207 97H208V96H207ZM229 97H231V96H229ZM241 97H242V96H241ZM131 98H132V97H131ZM193 98H194V97H193ZM197 98H199V97H197ZM234 98H235V97H234ZM234 98H232V99H234ZM203 99H206V98H203ZM228 99H229L230 102H231L232 99H230V98H228ZM228 99H227V100H228ZM46 100H47V99H46ZM194 100H195V98H194ZM200 100H201V99H200ZM216 100H217V98H216ZM236 100H237V99H235V101H236ZM252 100H253V99H252ZM153 101H154V100H153ZM156 101H157V100H156ZM190 101H191V100H190ZM203 101H204V100H203ZM206 101H208V100H206ZM193 102H194V101H193ZM225 102H226V101H225ZM232 102H233V100H232ZM136 103H139V102H136ZM136 103L134 102V105H135ZM149 103H150L149 105H152L151 102H149ZM169 103H170V102H169ZM97 104H98V103H97ZM146 104H147V102H146ZM188 104H189V103H188ZM192 104H194V103H192ZM196 104H197V103H196ZM221 104H222V103H221ZM227 104L229 105V103H227ZM132 105H133V104H132ZM132 105H131V106H132ZM134 105H133L132 107H133L134 110L136 109V111H137V110H138V109H137V108H138L137 105H139V104H137V105H135V106H134ZM147 105H148V104H147ZM160 105H161V104H160ZM213 105H214V104H213ZM228 105H226V106H228ZM201 106H202V105H201ZM204 106H205V105H204ZM210 106H211V105H210ZM230 106L232 107V104H230ZM230 106H228V107L231 108ZM233 106H234V103H233ZM136 107H137V108H136ZM143 107L145 108V106H143ZM205 107H206V106H205ZM215 107H216V106H215ZM221 107H222V106H221ZM254 107H255V106H254ZM93 108H94V107H93ZM99 108H100V107H99ZM144 108H143V109H144ZM210 108H211V107H210ZM213 108H214V107H212V109H213ZM232 108H233V107H232ZM236 108H237V107H236ZM250 108H252V107H250ZM147 109H148V107H147ZM147 109H146V110H147ZM150 109H151V108H150ZM190 109H191V108H190ZM212 109H211V110H212ZM227 109H228V108H227ZM258 109H259V108H258ZM260 109H261V108H260ZM134 110H133V111H134ZM148 110H149V109H148ZM211 110H210V111H211ZM225 110H226V109H225ZM256 110H257V109H256ZM100 111H101V110H100ZM110 111H111V110H110ZM144 111H145V110H144ZM210 111H209V112H210ZM226 111H227V110H226ZM252 111H254V110H252ZM252 111H251V112H252ZM257 111H259V110H257ZM35 112H36V111H35ZM98 112H99V111H98ZM113 112H114V111H113ZM147 112H148V111H147ZM223 112H224V111H223ZM131 113H132V112H131ZM191 113H192V111H191ZM200 113H201V112H200ZM229 113H230V112H229ZM253 113H254V112H253ZM136 114H137V113H136ZM136 114H135V115H136ZM187 114H188V113H187ZM202 114H203V113H202ZM224 114H225V113H224ZM254 114H255V113H254ZM256 114H257V112H256ZM256 114H255V115H256ZM98 115H99V114H98ZM138 115H139V114H138ZM146 115H148V113H146ZM190 115H191V114H190ZM252 115H253V114H252ZM261 115H262V114H261ZM101 116H102V115H101ZM107 116H108V115H107ZM198 116H199V115H198ZM206 116H207V115H206ZM208 116H209V115H208ZM245 116H246V115H245ZM256 116H257V115H256ZM98 117H99V116H98ZM108 117H109V116H108ZM108 117H107V118H108ZM150 117H151V116H150ZM250 117H251V115H250ZM141 118H143V117H141ZM243 118H244V117H243ZM248 118H249V117H248ZM254 118H255V117H254ZM257 118H259V117H257ZM40 119H41V118H40ZM134 119H135V117H134ZM155 119H156V117H155ZM244 119H245V118H244ZM190 120H191V119H190ZM254 120H256V118H255ZM85 121H86V120H85ZM99 121H100V120H99ZM134 121H135V120H134ZM136 121H137V120H136ZM148 121H149V120H148ZM148 121H147V122H148ZM153 121H154V120H153ZM91 122H92V121H91ZM137 122H138V121H137ZM145 122H146V121H145ZM150 122H151V121H150ZM164 122H166V121H164ZM215 122H216V121H215ZM249 122H250V121H249ZM142 123H143V121H142ZM217 123L221 124L220 122H217ZM243 123H244V122L242 121V124H243ZM45 124H46V123H45ZM112 124H113V123H112ZM135 124H136V123H135ZM144 124H145V123H144ZM147 124H149V123H147ZM166 124H167V123H166ZM225 124H226V123H225ZM137 125H138V124H137ZM243 125H244V124H243ZM82 126H83V125H82ZM82 126H81V127H82ZM17 127H18V126H17ZM19 127H21V126H19ZM137 127H138V126H137ZM148 127H149V126H148ZM146 128H147V127H146ZM150 128H151V127H150ZM150 128H148V129H150ZM153 128H154V127H153ZM213 128H214V126H213ZM18 129H19V128H18ZM109 129H111V128H109ZM141 129H142V127H141ZM191 129H192V128H191ZM191 129H190V130H191ZM215 129H216V127H215ZM23 130H24V127H23ZM139 130H140V128H139ZM139 130H138V131H139ZM146 130H147V129H146ZM192 130H193V129H192ZM217 130H218V129H217ZM19 131H20V130H19ZM111 131H112V130H111ZM136 131H137V129H136ZM147 131H148V130H147ZM164 131H165V130H164ZM214 131H215V130H214ZM246 131H247V130H246ZM263 131H264V130H263ZM145 132H146V131H145ZM150 132H151V131H150ZM216 132H217V131H216ZM146 133H147V132H146ZM217 133H218V132H217ZM244 133H245V132H244ZM244 133H243V134L241 133L242 136H244ZM263 133H264V132H263ZM138 134H139V133H138ZM143 134H144V133H143ZM182 134H183V133H182ZM199 134H200V133H199ZM241 134H240V135H241ZM247 135H248V134H247ZM125 136H126V135H125ZM163 136H164V135H163ZM201 136H202V135H200L199 138H200ZM235 136H236V135H235ZM235 136H234V137H235ZM143 137H144V136H143ZM137 138H138V137H137ZM150 138H151V137H150ZM152 138H153V137H152ZM232 138H233V137H231V138H229V139H232ZM236 138H238V136H236ZM236 138H235V139H236ZM120 139H121V138H120ZM126 140H127V138H126ZM170 140H171V139H170ZM170 140H169V141H170ZM201 140H202V139H201ZM226 140H227V139H226ZM233 140H234V139H233ZM233 140L229 143V145H231L232 142H234ZM241 140H242V139H241ZM255 140H256V139H255ZM257 140H258V137H257ZM90 141H91V140H90ZM153 141H154V140H153ZM171 141H172V140H171ZM224 141H225V140H224ZM237 141H238V140H237ZM258 141L260 142V140H258ZM17 142H18V141H17ZM149 142H150V140H149ZM201 142H202V141H201ZM228 142H229V141H227V142L225 141V144H227ZM241 142H242V141H241ZM167 143H169V142L167 141ZM170 143H171V142H170ZM205 143H206V141H205ZM211 143H212V142H211ZM222 143H224V142H222ZM237 143H238V142H237ZM237 143H236L235 145H237ZM239 143H240V142H239ZM93 144H94V143H93ZM171 144H173V143H171ZM171 144H170V145H171ZM201 144H202V143H201ZM208 144H209V143H208ZM166 145H167V144H166ZM190 145H193V143H191ZM209 145H210V144H209ZM235 145H234V146H235ZM251 145H252V144H251ZM243 146H244V145H243ZM257 146H258V145H257ZM259 146H260V145H259ZM93 147H94V146H93ZM192 147H193V146H192ZM202 147L204 148L205 146H202ZM212 147H213V145H212ZM223 147H224V146H223ZM235 147H236V146H235ZM235 147H234V148H235ZM94 148H95V147H94ZM194 148H195V147H194ZM203 148H202V149H203ZM209 148H210V146H209ZM96 149H97V148H96ZM151 149H152V148H151ZM191 149H192V148H191ZM204 149H205V148H204ZM204 149H203V150H204ZM247 149H248V148H247ZM146 150H147V149H146ZM148 150H149V148H148ZM210 150H211V149H210ZM213 150H214V149H213ZM244 150H245V149H244ZM249 150H250V149H249ZM0 151H1V150H0ZM92 151H93V150H92ZM97 151H98V150H97ZM201 151H202V150H201ZM206 151H207V150H206ZM259 151H260V148H259ZM213 152H214V151H213ZM213 152H212V153H213ZM217 152H218V151H217ZM253 152H254V151H253ZM108 153H109V152H108ZM144 153H145V152H144ZM170 153H171V152H170ZM95 154H96V153H95ZM103 154H104V153H103ZM103 154H102V155H103ZM199 154H200V153H199ZM206 154H207V153H206ZM217 154H220V153H217ZM146 155H147V152H146ZM166 155H170V154L167 153ZM173 155H175V154H173ZM243 155H244V154H243ZM143 156H145V155H143ZM171 156H172V155H171ZM171 156H170V157H171ZM176 156H177V155H176ZM176 156H175V157L173 156V157H174L175 159H178V158H176ZM178 156H179V155H178ZM203 156H205V155H203ZM227 156H228V155H227ZM244 156H245V155H244ZM248 156H249V155H248ZM109 157H112V156H109ZM116 157H117V156H116ZM141 157H142V156H141ZM155 157H156V155H155ZM159 157H161V156H159ZM201 157H202V156H201ZM216 157H217V156H216ZM250 157H251V156H250ZM105 158H106V157H105ZM112 158H114V157H112ZM112 158H110V159H112ZM136 158H137V157H136ZM156 158H157V157H156ZM166 158H167V157H166ZM168 158H169V157H168ZM181 158H182V157H181ZM137 159H138V158H137ZM137 159H134V160H137ZM143 159H144V158H143ZM157 159H159V158H157ZM160 159H162V158H160ZM184 159H185V158H184ZM194 159H195V158H194ZM196 159H197V158H196ZM252 159L254 160V156H253ZM105 160H106V159H105ZM131 160H132V159H131ZM198 160H200V157L198 158ZM203 160H205V159H203ZM212 160H213V159H212ZM219 161H220V160H219ZM245 161H246V160H245ZM95 162H96V161H95ZM111 162H112V161H111ZM177 162H178V161H177ZM190 162H191V161H190ZM190 162H189V163H190ZM222 162H223V161H222ZM240 162H241V161H240ZM247 162H248V161H247ZM262 162H263V160H262ZM129 163H130V162H129ZM217 163H218V162H217ZM220 163H221V162H220ZM137 164H138V163H137ZM195 164H196V162H195ZM201 164H203V162H202ZM210 164H211V163H210ZM239 164L241 165L242 163H239ZM110 165H111V164H110ZM222 165H223V164H222ZM234 165H235V163H234ZM138 166H139V165H138ZM145 166H146V165H145ZM177 166H178V164H177ZM203 166H204V165H203ZM205 166H206V165H205ZM205 166H204V167H205ZM231 166H232V164H231ZM235 166H236V165H235ZM235 166H234V167H235ZM238 166H239V165H238ZM135 167H137V166H135ZM143 167H144V166H143ZM186 167H187V166H185V168H186ZM215 167H216V166H215ZM239 167H241V166H239ZM243 167H246V166L243 165ZM110 168H111V167H110ZM110 168H108V169H110ZM117 168H118V167H117ZM185 168H184V169H185ZM105 169H106V168H105ZM174 169H175V168H174ZM177 169H178V168H177ZM255 169H256V168H255ZM255 169H254V170H255ZM116 170H117V169H116ZM140 170H141V169H140ZM230 170H232V169H230ZM104 171H105V170H104ZM215 171H216V170H215ZM232 171H233V170H232ZM234 171H235V170H234ZM100 172H101V171H100ZM105 172H106V171H105ZM113 172H114V171H113ZM124 172H125V168H124ZM135 172H136V171H135ZM143 172H144V171H143ZM176 172H177V170H176ZM185 172H188V171H187V170H186V171L184 170V173H185ZM224 172H225V171H224ZM106 173H107V172H106ZM162 173H163V172H162ZM166 173H167V172H166ZM178 173H179V172H178ZM182 173H183V172H182ZM241 173H242V172H241ZM102 174H103V172H102ZM107 174H108V173H107ZM114 174H115V172H114ZM133 174H134V172H133ZM135 174H136V173H135ZM159 174H160V173H159ZM163 174H164V173H163ZM217 174H218V173H217ZM231 174H232V173H231ZM103 175H104V174H103ZM108 175H109V174H108ZM110 175H111V174H110ZM126 175H127V174H126ZM167 175H168V174H167ZM167 175H165V176H167ZM186 175H187V174H186ZM211 175H212V174H211ZM241 175H243V174H241ZM247 175H248V174H247ZM113 176H114V175H113ZM131 176H132V175H131ZM155 176H156V175H155ZM217 176H218V175H217ZM124 177H125V176H124ZM150 177H151V176H150ZM150 177H149V179H150ZM167 177H168V176H167ZM172 177H173V176H172ZM176 177H177V176H176ZM196 177H197V176H196ZM205 177H206V176H205ZM214 177H215V174H214ZM214 177H213V178H214ZM218 177H219V176H218ZM222 177H223V176H222ZM248 177H249V176H248ZM98 178H99V177H98ZM126 178H128V177H126ZM129 178H130V177H129ZM146 178H147V177H146ZM206 178H207V177H206ZM236 178H237V177H236ZM236 178H235V179H236ZM239 178H240V176H239ZM114 179H117V177L114 178ZM131 179H132V178H131ZM156 179H157V178H156ZM156 179H155V180H156ZM159 179H160V178H159ZM159 179H158V180H159ZM209 179H210V178H209ZM209 179H208V180H209ZM214 179H215V178H214ZM117 180H118V179H117ZM217 180H218V179H217ZM224 180H225V179H224ZM226 180H227V179H226ZM248 180H249V179H248ZM103 181H104V180H103ZM152 181H153V180H152ZM164 181H165V180H164ZM174 181H175V180H174ZM187 181H188V180H187ZM190 181H191V180H190ZM222 181H223V180H222ZM233 181H234V180H233ZM244 181H245V180H244ZM257 181H258V179H257ZM99 182H101V181H99ZM99 182H97V183H99ZM107 182H108V181H107ZM154 182H155V181H154ZM156 182H157V181H156ZM159 182H160V180H159ZM182 182H183V181H182ZM194 182H195V181H194ZM217 182H218V181H217ZM228 182H230V181H228ZM241 182H243V181H241ZM245 182H247V181H245ZM97 183H96V185H97ZM140 183H141V182H140ZM176 183H177V182H176ZM180 183H181V182H180ZM180 183H179V184H180ZM191 183L193 184V182H191ZM209 183H211V181H210ZM215 183H216V182H215ZM236 183H237V182H236ZM256 183H258V182H256ZM99 184H100V183H99ZM108 184H109V182H108ZM108 184H107V185H108ZM162 184H163V183H162ZM169 184H170V183H169ZM169 184H168V185H169ZM174 184H175V183H174ZM194 184H195V183H194ZM218 184H219V183H218ZM86 185H87V184H86ZM101 185H102V184H101ZM212 185H215V184H212ZM212 185H211V186H212ZM225 185H227V183H225ZM258 185H259V184H258ZM84 186H85V185H84ZM103 186H104V185H103ZM121 186H122V185H121ZM152 186H153V185H152ZM165 186H166V185H165ZM207 186H208V185H207ZM207 186H206V187H207ZM209 186H210V185H209ZM228 186H229V185H228ZM230 186H231V185H230ZM232 186H233V185H232ZM234 186H236V184H235ZM246 186H247V185H246ZM246 186H245V187H246ZM249 186H250V184H249ZM251 186H252V185H251ZM262 186H263V185H262ZM107 187H108V186H107ZM133 187H134V186H133ZM194 187H195V186H194ZM247 187H248V186H247ZM247 187H246V188H247ZM91 188H92V187H91ZM109 188H110V187H109ZM153 188H154V187H153ZM185 188H186V187H185ZM195 188H196V187H195ZM243 188H244V187H243ZM246 188H245V189H246ZM258 188H260V187H258ZM1 189H2V188H1ZM110 189H111V188H110ZM122 189H123V186H122ZM124 189H125V188H124ZM162 189H163V188H162ZM183 189H184V188H183ZM186 189H187V188H186ZM190 189H191V188H190ZM190 189L188 188V190H190ZM198 189H199V187H198ZM238 189H239V187H238ZM42 190H43V189H42ZM125 190H126V189H125ZM180 190H181V189H180ZM188 190H187V191H188ZM193 190H194V189H193ZM211 190H212V189H211ZM211 190H210V191H211ZM243 190H244V189H243ZM123 191H124V190H123ZM127 191H128V190H127ZM167 191H168V190H167ZM171 191H172V190H171ZM197 191H198V190H197ZM200 191H201V190H200ZM200 191H199L198 193H200ZM241 191H242V190H241ZM241 191H240V192H241ZM255 191H256V190H255ZM109 192H110V191H109ZM154 192H155V191H154ZM174 192H177V191H174ZM193 192H194V191H193ZM203 192H205V191H203ZM215 192H216V191H215ZM236 192H237V191H236ZM145 193H146V192H145ZM167 193H168V192H167ZM189 193H190V192H189ZM208 193H209V192H208ZM242 193H243V192H242ZM169 194H170V193H169ZM205 194H206V193H205ZM240 194H241V193H240ZM246 194H247V193H246ZM155 195H156V193H155ZM232 195H233V194H232ZM234 195H235V194H234ZM237 195H238V194H237ZM237 195H236V196H237ZM256 195H257V192H256ZM145 196H146V195H145ZM239 196H240V195H239ZM171 197H172V194H171ZM199 197H200V196H199ZM241 197H242V196H241ZM241 197H240V198H241ZM169 198H170V197H169ZM169 198H168V199H169ZM205 198H206V197H205ZM234 198H235V197H234ZM94 199H95V197H94ZM153 199H154V197H153ZM159 199H160V197H159ZM197 199H198V198H197ZM200 199H201V198H200ZM235 199H236V198H235ZM238 199H239V197H238ZM257 199H258V197H257ZM96 200H97V199H96ZM96 200H95V201H96ZM106 200H107V199H106ZM169 200H170V199H169ZM187 200H188V199H187ZM194 200H195V199H194ZM142 201H143V200H142ZM156 201H157V200H156ZM162 201L164 202V200H162ZM172 201H173V200H172ZM180 201H181V200H180ZM188 201H189V200H188ZM190 201H191V200H190ZM106 202H107V201H106ZM151 202H152V201H151ZM240 202H241V201H240ZM263 202H264V201H263ZM165 203H167V202L165 201ZM221 203H222V202H221ZM257 203H258V202H257ZM133 204H134V203H133ZM142 204H143V203H142ZM157 204H158V203H157ZM161 204H162V202H161ZM163 204H164V203H163ZM171 204H172V202H171ZM173 204H174V203H173ZM175 204H176V203H175ZM247 204H249V203H247ZM253 204H254V203H253ZM255 204H256V202H255ZM103 205H104V204H103ZM249 205H250V204H249ZM160 206H161V205H160ZM163 206H164V205H163ZM163 206H162V207H163ZM175 206H176V205H175ZM192 206H193V205L191 204L190 207H192ZM224 206H225V204H224ZM258 206H259V205H258ZM137 207H138V206H137ZM165 207H166V204H165V206H164V209H165ZM167 207H169V206H167ZM179 207H181V206H179ZM253 207H254V206H253ZM138 208H139V207H138ZM152 208H153V207H152ZM156 208H158V207H156ZM183 208H184V207H183ZM200 208H201V207H200ZM224 208H225V207H224ZM158 209H159V208H158ZM181 209H182V208H181ZM184 209H185V208H184ZM187 209H188V208H187ZM222 209H223V208H222ZM230 209H232V208H230ZM233 209H234V208H233ZM239 209H240V208H239ZM254 209H255V208H254ZM166 210H167V209H166ZM173 210H174V209H173ZM220 210H221V209H220ZM132 211H133V210H132ZM144 211H145V210H144ZM179 211H180V210H179ZM191 211H192V210H191ZM191 211H190V212H191ZM224 211H225V209H224ZM240 211H241V210H240ZM171 212H172V210H171ZM188 212H189V211H188ZM229 212H231V211L229 210L228 213H229ZM111 213H112V212H111ZM111 213H110V214H111ZM174 213H175V212H174ZM180 213H182V212H180ZM185 213H186V212H185ZM231 213H232V212H231ZM231 213H230V214H231ZM95 214H96V213H95ZM97 214H98V213H97ZM97 214H96V215H97ZM134 214H135V213H134ZM142 214H143V213H142ZM226 214H227V213H226ZM231 215H232V214H231ZM260 215H261V214H260ZM262 215H263V214H262ZM111 216H112V215H111ZM263 216H264V215H263ZM144 217H146V216H144ZM173 217H174V216H173ZM202 217H203V216H202ZM99 218H100V217H99ZM212 218H213V217H212ZM142 219L144 220L143 216H142ZM206 219H207V218H206ZM209 219H210V218H209ZM249 219H250V218H249ZM261 219H263V218H261ZM157 220H158V219H157ZM172 220H173V219H172ZM197 220H199V219H197ZM229 220H230V219H229ZM232 220H233V219H232ZM99 221H100V220H99ZM109 221H111V220H109ZM184 221H185V219H184ZM206 221H207V220H206ZM230 221H231V220H230ZM81 222H82V221H81ZM134 222H135V221H134ZM143 222H144V221H143ZM215 222H217V221H215ZM227 222H228V221H227ZM235 222H236V221H235ZM248 222H249V221H248ZM110 223H111V222H110ZM151 223H152V221H151ZM156 223H157V222H156ZM222 223H223V222H222ZM245 223H247V222H245ZM251 223H252V222H251ZM133 224H134V223H133ZM145 224H146V223H145ZM145 224H144V225H145ZM154 224H155V223H154ZM163 224H164V222H163ZM170 224H171V223H170ZM209 224H210V223H209ZM211 224H212V222H211ZM213 224H214V223H213ZM253 224H254V222H253ZM155 225H156V224H155ZM157 225H158V224H157ZM157 225H156V226H157ZM160 225H162V224H160ZM206 225H207V223H206ZM238 225H240V224H238ZM134 226H135V225H134ZM150 226H151V225H150ZM150 226H149V227H150ZM218 226H219V225H218ZM245 226H246V224H245ZM157 227H158V226H157ZM209 227H210V226H209ZM249 227H250V226H249ZM104 228H105V226H104ZM134 228H135V227H133V229H134ZM146 228H147V227H146ZM185 228H186V227H184V229H185ZM240 228H241V227H240ZM243 228H244V227H243ZM251 228H252V227H251ZM0 229H1V228H0ZM105 229H106V228H105ZM129 229H130V228H129ZM131 229H132V227H131ZM147 229H148V230H149V229L151 230V228H147ZM187 229H188V228H187ZM244 229H245V228H244ZM263 229H264V228H263ZM101 230H102V229H101ZM134 230H136V229H134ZM134 230H133V231H134ZM141 230H142V229H141ZM107 231H108V230H107ZM107 231H105V232H107ZM125 231H126V230H125ZM137 231H138V229H137ZM260 231H261V230H260ZM102 232H103V231H102ZM121 232H122V231H121ZM128 232H130V231H128ZM157 232H158V230H157ZM157 232H156V234H157ZM256 232H257V231H256ZM123 233H124V232H123ZM134 233L137 234L136 232H134ZM148 233H149V232H148ZM150 233H153V234H154L153 231H151ZM197 233H198V232H197ZM199 233H200V232H199ZM199 233H198V234H199ZM201 233H202V231H201ZM259 233L261 234V232H259ZM140 234H142V233H140ZM156 234H155V235H156ZM181 234H182V233H181ZM215 234H216V233H215ZM249 234H250V233H249ZM98 235H99V234H98ZM144 235H145V234H144ZM199 235L201 236V234H199ZM202 235H203V234H202ZM206 235H207V234H206ZM261 235H262V234H261ZM149 236H150V235H149ZM254 236H255V235H254ZM259 236H260V235H259ZM106 237H107V236H106ZM153 237H154V236H153ZM153 237H151V238H153ZM155 237H156V236H155ZM203 237H205V235H204ZM215 237H218V235H217V236L215 235L214 238H215ZM255 237H256V236H255ZM28 238H29V237H28ZM201 238H202V237H201ZM201 238L199 239L200 241H201ZM214 238H213V240H214ZM256 238H257V237H256ZM262 238H263V236H262ZM82 239H83V238H82ZM122 239H123V238H122ZM124 239H125V238H124ZM146 239H147V238H146ZM154 239H155V238H154ZM180 239H181V238H180ZM215 239H216V238H215ZM258 239H261V238L259 237ZM23 240H24V239H23ZM28 240H29V239H28ZM84 240H85V239H84ZM155 240H156V239H155ZM165 240H166V239H165ZM211 240H212V239H211ZM216 240H217V239H216ZM21 241H22V240H21ZM29 241H30V240H29ZM113 241H114V240H113ZM115 241H116V240H115ZM117 241H118V239H117ZM124 241H125V240H124ZM124 241H122V242H124ZM136 241H137V239H136ZM158 241H159V240H158ZM161 241H163V240H161ZM236 241H239V240H236ZM0 242H1V241H0ZM138 242H139V241H138ZM155 242H156V241H155ZM164 242H165V241H164ZM166 242H167V241H166ZM202 242H204V241H202ZM202 242H200V243H202ZM212 242H213V241H212ZM215 242H216V241H215ZM263 242H264V241H263ZM106 243H107V242H106ZM153 243H154V242H153ZM158 243H160V242H158ZM208 243H209V242H208ZM254 243H256V240H255ZM27 244H29V243H27ZM107 244H108V243H107ZM109 244H110V243H109ZM160 244H161V243H160ZM184 244H185V243H184ZM202 244H203V243H202ZM204 244H205V243H204ZM211 244H212V243H211ZM214 244H215V243H214ZM232 244H233V243H232ZM257 244H258V242H257ZM263 244H264V243H263ZM17 245H18V244H17ZM32 245H33V244H32ZM137 245H138V244H137ZM240 245L242 246L243 244H240ZM24 246H25V245H24ZM29 246H30V245H29ZM199 246H200V245H199ZM25 247H26V246H25ZM139 247H140V246H139ZM159 247H160V246H159ZM162 247H164V246H162ZM170 247H171V246H170ZM180 247H181V246H180ZM201 247H202V246H201ZM206 247H207V246H206ZM209 247H210V245H209ZM259 247H260V246H259ZM262 247H263V246H262ZM20 248H21V247H20ZM27 248H28V246H27ZM148 248H149V247H148ZM166 248H167V247H166ZM189 248H190V247H189ZM189 248H188V249H189ZM195 248H196V247H195ZM195 248H193V249H195ZM203 248H204V247H203ZM219 248H220V247H219ZM254 248H255V246H254ZM257 248H258V246H257ZM94 249H95V248H94ZM96 249H97V248H96ZM157 249H158V248H157ZM171 249H172V248H171ZM188 249H187V250H188ZM193 249H192V250H193ZM255 249H256V248H255ZM255 249L253 250V252L255 251ZM91 250H92V249H91ZM123 250H124V249H123ZM159 250L161 251L162 249H159ZM164 250H165V249H164ZM172 250H173V249H172ZM200 250H201V249H200ZM206 250H207V249H206ZM17 251H18V250H17ZM24 251H25V250H24ZM126 251H127V250H126ZM196 251H197V250H196ZM207 251H208V250H207ZM209 251H210V250H209ZM213 251H214V250H213ZM216 251H217V250H216ZM256 251H257V250H256ZM256 251H255V252H256ZM259 251H260V249H259ZM261 251H262V250H261ZM98 252H100V251H98ZM150 252H151V251H150ZM157 252H158V251H157ZM189 252H190V251H189ZM193 252H194V251H193ZM205 252H206V251H205ZM247 252L250 253V250L247 251ZM1 253H2V252H1ZM85 253H86V252H85ZM85 253H83V254H85ZM88 253H89V252H88ZM133 253H134V252H133ZM181 253H182V252H181ZM186 253H187V251H186ZM230 253H231V252H230ZM3 254H4V253H3ZM26 254H27V253H26ZM79 254H81V253H79ZM90 254H92V253H90ZM114 254H115V253H114ZM134 254H135V253H134ZM176 254H177V253H176ZM195 254H196V253H195ZM217 254H218V253H217ZM231 254H232V253H231ZM231 254H230V255H231ZM251 254H252V253H251ZM263 254H264V253L262 252V257H263ZM23 255H24V254H23ZM81 255H82V254H81ZM99 255H100V253H99ZM119 255H120V254H119ZM135 255H136V254H135ZM148 255H149V253H148ZM150 255H151V254H150ZM171 255H172V252H171ZM183 255H185V254H183ZM183 255H182V256H183ZM192 255H193V254H192ZM192 255H191V257H192ZM255 255H257V254H255ZM258 255H259V254H258ZM4 256H5V255H4ZM16 256H17V255H16ZM28 256H29V254H28ZM120 256H121V255H120ZM127 256H128V255H127ZM180 256H181V254H180ZM187 256H188V255H187ZM14 257H15V256H14ZM151 257H153V256H151ZM193 257H194V256H193ZM227 257H228V256H227ZM229 257H230V256H229ZM262 257H261V258H262ZM19 258L21 259V256H20ZM28 258H30V256H29ZM110 258H111V257H110ZM125 258H126V257H125ZM148 258H149V256H148ZM217 258H218V257H217ZM222 258H223V257H222ZM224 258H225V257H224ZM261 258H260V259H261ZM3 259H4V257H3ZM23 259H24V258H23ZM99 259H100V258H99ZM111 259H112V258H111ZM117 259H118V258H116V260H117ZM128 259H130V258L128 257L127 260H128ZM151 259H153V258H151ZM151 259H149V260H151ZM160 259H161V258H160ZM160 259H159V260H160ZM191 259H192V258H191ZM207 259H208V258H207ZM5 260H6V258H5ZM12 260H14V259H12ZM102 260H103V259H101V262H103ZM104 260H106V259H104ZM109 260H110V259H109ZM118 260H119V262H121V259H118ZM263 260H264V259H263ZM8 261H9V260H8ZM15 261H16V260H15ZM15 261H14L13 263H15ZM77 261H78V260H77ZM80 261H81V260H80ZM90 261L92 262V260H90ZM129 261H130V260H129ZM153 261H154V260H153ZM233 261H234V260H233ZM5 262H6V261H5ZM148 262H149V261H148ZM205 262H206V261H205ZM255 262H256V261H255ZM255 262H253V263H255ZM262 262H263V261H262ZM8 263L10 264V262H8ZM8 263H7V264H8ZM17 263H18V262H17ZM21 263H22V262H21ZM21 263H20V264H21ZM23 263H24V262H23ZM23 263H22V264H23ZM121 263L124 264L125 262H124V263L121 262ZM130 263H131V262H130ZM160 263H162V262H160ZM181 263H182V262H181ZM183 263H184V259H183ZM189 263H190V262H189ZM94 264H96V263H94ZM105 264H106V263H105ZM126 264H127V263H126ZM141 264H142V263H141ZM150 264H152V263H150ZM190 264H191V263H190ZM235 264H236V262H235Z\"/></svg>",
  "mask_w": 264,
  "mask_h": 264
},
{
  "label": "built area",
  "instance_id": "obj_5",
  "mask_svg": "<svg viewBox=\"0 0 264 264\" xmlns=\"http://www.w3.org/2000/svg\"><path fill=\"white\" fill-rule=\"evenodd\" d=\"M94 54L95 53H91V54L86 55L85 57L78 56L76 58V61H75V67L80 65L83 61H86L89 58H91ZM141 61L147 65L152 64V61L147 56H142ZM2 71L7 74V76L9 77V81L14 85L12 92L10 93V95H11L10 102L14 108V112L16 114L17 120H19L21 118L20 111H21L22 103H21L20 99L23 97V98H27V99L33 101L38 106V108L44 114H46L47 117H49L50 121H52V122L54 121V120H52V118H50V116H49L48 112L46 111V109L44 108V106L41 105L36 100V98L41 97L43 94V91L41 88V82L42 81L38 82L36 79H33V78L28 79L27 77H23L24 82L21 83L19 80L12 78L8 74V72L5 68H2ZM27 84L29 87L34 86L35 93L30 92V90L27 88L28 87ZM108 85H109V88H111L113 85V82L110 80L108 82ZM190 87L195 88V82L193 80H186L180 84H174V83L162 84L159 86V91L164 93L166 96L171 97L175 101H178V103H180L183 107H186L187 106V102H186L187 97L185 96V94L188 93ZM191 107H192V109H194L196 111H200V112L202 111L201 105L195 104ZM16 124L17 123L15 122L14 127ZM172 227H175L176 229H182L183 223H182V221H178L175 224V226L170 225V224H165L166 229H170ZM96 246L100 250V257L99 258H101V259H105L107 256L110 257V255H112L114 253L123 252V246L118 241H114L111 244H107L106 240H104L102 238H98L96 241Z\"/></svg>",
  "mask_w": 264,
  "mask_h": 264
},
{
  "label": "water",
  "instance_id": "obj_6",
  "mask_svg": "<svg viewBox=\"0 0 264 264\" xmlns=\"http://www.w3.org/2000/svg\"><path fill=\"white\" fill-rule=\"evenodd\" d=\"M22 15H23V12L20 11V15L18 18L20 19L22 17ZM16 22L17 21H14L13 23H16ZM43 106L51 115H54V111L49 108L47 103H44ZM53 124H55V123H53ZM125 194L130 196L133 199V201L136 202V196L134 193H132L130 191H125ZM10 202H11L10 199H6V201H5V205H4V209H3V219L5 218V216L8 212ZM156 264H160L158 260L156 261Z\"/></svg>",
  "mask_w": 264,
  "mask_h": 264
},
{
  "label": "flooded vegetation",
  "instance_id": "obj_7",
  "mask_svg": "<svg viewBox=\"0 0 264 264\" xmlns=\"http://www.w3.org/2000/svg\"><path fill=\"white\" fill-rule=\"evenodd\" d=\"M27 0H22V2L20 3V4H22L23 2H26ZM27 9V8H26ZM18 10L19 11H21V12H23V15L22 16H24L25 14H30V15H33V16H35L36 14H37V9L34 7H29V9H27V10H20L19 8H18ZM23 17H21V19H22Z\"/></svg>",
  "mask_w": 264,
  "mask_h": 264
},
{
  "label": "clouds",
  "instance_id": "obj_8",
  "mask_svg": "<svg viewBox=\"0 0 264 264\" xmlns=\"http://www.w3.org/2000/svg\"><path fill=\"white\" fill-rule=\"evenodd\" d=\"M40 6V5H39ZM107 53V52H106ZM91 54V53H90ZM88 55V54H87ZM94 56H99L97 53H95L91 58H89L88 60H90V59H92ZM88 60H86V61H88ZM75 67V66H74ZM77 67H75V69H76ZM14 77V76H13ZM18 80V79H17ZM110 81V80H109ZM108 81V82H109ZM112 81V80H111ZM113 82V81H112ZM162 85V84H161ZM113 86V85H112ZM112 88V87H111ZM111 88H109V85H108V90H110ZM158 90H159V86H158ZM194 90V89H193ZM192 90V91H193ZM43 95V94H42ZM44 104V103H43ZM42 104V105H43ZM47 111V110H46ZM48 112V111H47ZM201 112H203V109H202V111ZM49 113V112H48ZM50 114V113H49ZM51 115V114H50ZM53 120V119H52ZM55 124H56V121L54 120L53 121ZM17 123V122H16ZM14 133L16 134V131H15V129H14ZM98 239V238H97ZM97 239H96V241H97ZM236 247H237V250H238V252H239V246L238 245H236ZM106 259V258H105Z\"/></svg>",
  "mask_w": 264,
  "mask_h": 264
}]
</instances>
